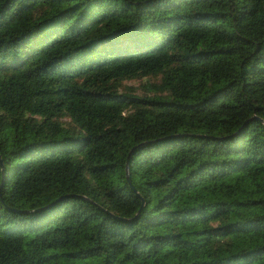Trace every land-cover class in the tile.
Masks as SVG:
<instances>
[{
  "label": "trees",
  "instance_id": "obj_1",
  "mask_svg": "<svg viewBox=\"0 0 264 264\" xmlns=\"http://www.w3.org/2000/svg\"><path fill=\"white\" fill-rule=\"evenodd\" d=\"M0 264H264V0H0Z\"/></svg>",
  "mask_w": 264,
  "mask_h": 264
},
{
  "label": "rangeland",
  "instance_id": "obj_2",
  "mask_svg": "<svg viewBox=\"0 0 264 264\" xmlns=\"http://www.w3.org/2000/svg\"><path fill=\"white\" fill-rule=\"evenodd\" d=\"M140 83H141V82H134V81H133V82H128L127 84H128V85H131L132 87H135V88H141ZM143 89H144V88H142V89L140 90V92H142Z\"/></svg>",
  "mask_w": 264,
  "mask_h": 264
}]
</instances>
